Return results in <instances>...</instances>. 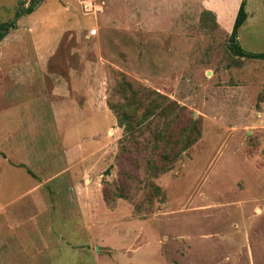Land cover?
Segmentation results:
<instances>
[{
	"label": "rangeland",
	"instance_id": "obj_1",
	"mask_svg": "<svg viewBox=\"0 0 264 264\" xmlns=\"http://www.w3.org/2000/svg\"><path fill=\"white\" fill-rule=\"evenodd\" d=\"M30 2L0 0V22L19 12L0 264H264V59L227 48L241 0ZM244 9L236 40L264 52V0Z\"/></svg>",
	"mask_w": 264,
	"mask_h": 264
},
{
	"label": "trees",
	"instance_id": "obj_2",
	"mask_svg": "<svg viewBox=\"0 0 264 264\" xmlns=\"http://www.w3.org/2000/svg\"><path fill=\"white\" fill-rule=\"evenodd\" d=\"M39 0H31V2L26 6L25 11L26 12H30L31 9L33 8V6L35 5V3H37ZM245 1L246 0H241L239 7L237 9L235 18L233 20V24H232V29L229 33V38H228V43H227V48L229 49V51L238 57H247V58H254V59H264V52H249L244 50L239 43L236 40V31L239 28V26L245 21V19L247 18V13L244 9L245 6ZM19 16V12L15 13L13 18H17ZM14 19L8 20V21H4V22H0V39L6 35L13 27H14ZM135 112V111H134ZM151 113V109L150 108H144L143 112L141 113L140 117L135 121H133L132 119H130V112H128L127 114H122V118L121 120H118V124L120 126L123 125V127H125L127 130L131 129V127L135 124V123H140L142 121H144L148 115ZM127 121V123L124 125L123 121ZM1 154V152H0Z\"/></svg>",
	"mask_w": 264,
	"mask_h": 264
}]
</instances>
